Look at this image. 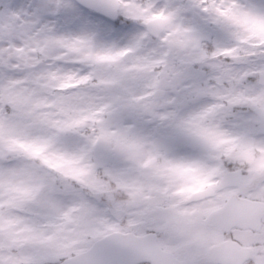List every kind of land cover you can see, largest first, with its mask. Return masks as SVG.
Returning <instances> with one entry per match:
<instances>
[{"label": "snow or ice", "instance_id": "snow-or-ice-1", "mask_svg": "<svg viewBox=\"0 0 264 264\" xmlns=\"http://www.w3.org/2000/svg\"><path fill=\"white\" fill-rule=\"evenodd\" d=\"M0 264H264V0L0 10Z\"/></svg>", "mask_w": 264, "mask_h": 264}, {"label": "rangeland", "instance_id": "rangeland-1", "mask_svg": "<svg viewBox=\"0 0 264 264\" xmlns=\"http://www.w3.org/2000/svg\"><path fill=\"white\" fill-rule=\"evenodd\" d=\"M11 3V0H0V4L4 5L6 8L8 7V5ZM5 8V9H6ZM88 15H90L92 17L93 20L97 21V22H104L105 19L101 18L100 16H97L94 13H88ZM125 23H128L127 21H125Z\"/></svg>", "mask_w": 264, "mask_h": 264}, {"label": "clouds", "instance_id": "clouds-1", "mask_svg": "<svg viewBox=\"0 0 264 264\" xmlns=\"http://www.w3.org/2000/svg\"><path fill=\"white\" fill-rule=\"evenodd\" d=\"M154 2H157L159 6H163L166 3V0H154Z\"/></svg>", "mask_w": 264, "mask_h": 264}, {"label": "flooded vegetation", "instance_id": "flooded-vegetation-1", "mask_svg": "<svg viewBox=\"0 0 264 264\" xmlns=\"http://www.w3.org/2000/svg\"><path fill=\"white\" fill-rule=\"evenodd\" d=\"M5 6L0 4V10H5Z\"/></svg>", "mask_w": 264, "mask_h": 264}, {"label": "water", "instance_id": "water-1", "mask_svg": "<svg viewBox=\"0 0 264 264\" xmlns=\"http://www.w3.org/2000/svg\"><path fill=\"white\" fill-rule=\"evenodd\" d=\"M94 13H96V12H94ZM97 15H99V16H102V17H104L103 15H101L100 13H96ZM105 18V17H104Z\"/></svg>", "mask_w": 264, "mask_h": 264}]
</instances>
